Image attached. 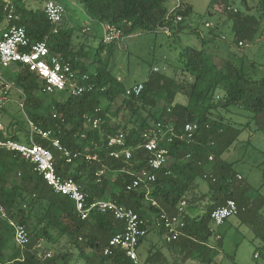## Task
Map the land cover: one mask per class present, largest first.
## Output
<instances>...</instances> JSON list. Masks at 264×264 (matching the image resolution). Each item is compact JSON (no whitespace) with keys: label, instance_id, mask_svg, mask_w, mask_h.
Instances as JSON below:
<instances>
[{"label":"trees","instance_id":"obj_1","mask_svg":"<svg viewBox=\"0 0 264 264\" xmlns=\"http://www.w3.org/2000/svg\"><path fill=\"white\" fill-rule=\"evenodd\" d=\"M168 1L78 0L91 18L100 23L120 25L125 36L137 29L155 30L163 25L173 28L172 18H166ZM242 1L248 5V0ZM2 3L3 0H0V25L4 20ZM13 3L20 16L16 23L26 28L33 42L45 41L52 54L61 55L71 62L73 68L88 73L90 81L96 85L92 91L67 94L60 100L56 98L60 93L43 91V82L37 72L30 70L27 64L16 63L14 82L24 94L23 108L27 116L41 127L53 130L67 147L87 150L98 154L101 159V162L77 159L67 163L62 154L53 149L56 171L60 175L73 177L91 198L112 199L151 220L153 215L162 211L176 213L181 200L196 187L195 179L207 174L209 193L205 210L187 213L184 233L168 244L180 258L169 260L157 250L147 255L146 263L182 264L188 259L200 260L198 264L211 263L213 259L208 255L211 247L208 243L213 233L211 213L229 198L238 203V216L242 221L251 224L255 234L264 241V216L260 214L264 207V194L242 177L239 179L233 163L224 159L223 155L233 147L241 129L220 113L221 109L240 106L249 116L241 125L251 126L253 122L258 130L264 132V74H260L255 61L245 64L226 58L218 64L205 47L187 45L180 51L179 59L184 64L182 72L188 73L191 81L187 78L186 81H179L176 77L154 70L143 81L142 93L127 97L123 82L105 66H98L95 74L89 72L81 59V49L75 51L72 48L69 23L61 25L57 33H52L51 24L41 8L27 7L20 0H13ZM214 3L222 4L223 0H213ZM229 7L227 5L225 9L234 18L238 44L253 39L257 17L241 14L238 9L233 12ZM260 10L263 17L264 0H260ZM192 11V5L183 0L176 9L177 14L183 16L177 24L183 26ZM104 45L101 40L98 50ZM180 92L186 96L185 102L177 100ZM121 95L123 100L115 106ZM122 110L132 117V124L140 123L139 126L128 127V123L120 122L118 116ZM141 110L146 111L154 122L161 120L172 124L178 133L186 122L198 124L193 139L175 137L173 142L166 144L171 171H160L150 192L144 189L128 191L125 188L132 178L126 169L136 171L146 166V152L141 146L140 134L151 124L146 117L141 118ZM86 115L100 117V126L87 129L84 122ZM82 131L86 133L84 138L79 135ZM119 131L127 133V145L134 149L129 161L109 154L113 147L108 146V137ZM11 137L20 140L15 130ZM37 141L51 147L48 140L37 138ZM210 154L214 156L213 160L209 159ZM100 168H105L106 173L97 181L95 172ZM207 168H210V173H206ZM0 202L9 217L25 224L31 235L30 243L25 248L19 247L14 241V229L9 220L0 216V264H59L60 260L67 264L71 256L68 252L48 257L46 263L42 260L37 243L43 237L49 242L66 238L79 250L85 264H134L121 248L113 249L108 255L104 253L111 237L123 229L122 221L111 212H95L82 219L70 197L55 192L32 162L19 152L4 147H0Z\"/></svg>","mask_w":264,"mask_h":264},{"label":"rangeland","instance_id":"obj_2","mask_svg":"<svg viewBox=\"0 0 264 264\" xmlns=\"http://www.w3.org/2000/svg\"><path fill=\"white\" fill-rule=\"evenodd\" d=\"M9 1L13 3V0ZM60 1L66 8V18L72 31V48L75 51L81 49V59L87 65L89 72L95 74L98 66H105L123 82L126 88L148 79L154 70L176 77L179 81H186V78L191 81L190 75L182 72L184 64L179 59L180 51L187 45L196 48L205 47L213 54L214 61L218 64L226 58L245 64L255 61L260 74H264V16L261 17L260 0H248L247 6L242 0H223L222 4H212L213 0H187L192 5L193 11L183 26L174 23L170 34L165 33L161 28L137 29L127 35L120 45L105 44L101 50H98L102 40L100 22L85 12L78 0ZM22 2L27 7L43 10L40 0H20V3ZM175 3L176 0H169L167 6L169 9L173 8ZM227 5L238 9L241 14L255 15L258 19L254 38L245 41L242 46L236 40L234 18L231 12L226 11ZM206 23H210V26ZM0 71L14 82L16 70L9 66L2 67ZM18 89L16 85V88L9 91L8 100L0 109V120L11 135L17 130L20 141L24 142L29 125L25 109L21 106L24 98ZM66 96L67 93H60L56 98L62 100ZM122 100L123 95L117 99L115 106H118ZM177 100L185 102L186 96L180 92ZM220 113L241 129V134L233 147L223 155L224 159L233 163L243 180L248 181L254 189L264 194V132L258 130L253 122L251 126L241 125L249 116L240 106L221 109ZM143 117L153 124L154 120L147 116L146 111L141 110V118ZM131 119L132 117L124 110L118 116V120L123 124L128 123V127L135 125L138 127L140 123L132 124ZM206 173H210V168H207ZM241 177L238 176L239 179ZM195 184L196 187L186 198L189 206L187 212L191 213L204 211L205 203L208 201V180L198 176ZM260 214L264 216V207ZM213 230L208 243L211 246L208 255L213 261L203 264H264V258H254V252L264 245V241L255 234L252 225L243 222L238 215L228 217L220 226H213ZM216 232L222 237L217 239ZM156 243L158 246L162 245L163 249L166 248L168 253L175 254V258L171 260L180 258L176 255L177 251H172L162 236ZM147 244L148 239L144 238L138 246V252L142 256L146 252ZM37 247L38 254L45 263L48 252H51L52 256L68 252L71 256L67 264H85L84 259L79 256V250L70 245L66 238L49 242L43 237L37 243ZM199 261L188 259L182 264H198ZM59 264H63V260H60Z\"/></svg>","mask_w":264,"mask_h":264},{"label":"built area","instance_id":"obj_3","mask_svg":"<svg viewBox=\"0 0 264 264\" xmlns=\"http://www.w3.org/2000/svg\"><path fill=\"white\" fill-rule=\"evenodd\" d=\"M40 1L42 2L43 11L51 24L52 33H57L67 17L64 4L60 0ZM182 1L176 0L173 8L169 9V13L166 16L167 19L172 18L174 23H178L183 19V16L176 12ZM2 8L4 20L2 25H0V69L2 67H11L18 62L27 64L30 70L38 73L43 82V91L45 93L65 92L69 95H79L96 88L95 83L90 81L88 73L80 72L78 69L73 68L71 62L65 60L61 55L52 54L45 41L33 42L31 40L26 28L16 23L20 16L16 12L14 3L9 0L4 1ZM229 9L237 11L233 7H229ZM171 14H175V17H171ZM101 25L104 44L116 43L120 45L124 41L126 36L120 25L110 22L101 23ZM206 25L210 26V23H206ZM157 28L163 29L167 34L171 33L169 25L158 26ZM239 45H243V42L240 41ZM13 88H16L15 82L5 77L0 71V109L8 100L7 95ZM143 88V82H137L126 88L125 96H139ZM20 92L23 94L21 90ZM23 103H21L22 107ZM100 120L98 116L86 115L84 118L85 126L87 129H96L100 126ZM27 121L29 130L26 133L24 142L12 138L7 128L0 121V147L15 150L22 157L32 162L37 172L55 192L66 195L74 201L75 211L82 219H87L95 212H111L115 218L123 222V229L113 235L109 244L105 247L104 253L106 255L111 254L115 248H121L134 264H148L141 259L138 252L141 238L146 237L152 229L157 230L167 244L178 240L182 236L186 226L185 218L188 206L186 198L181 200L176 213L169 214L166 211H162L153 215L151 220L144 219L132 207L112 199L91 198L89 193L73 177H64L56 171L53 149L59 151L67 163H73L77 159H84L88 162L94 160L101 162L99 155L92 154L87 150H73L64 145L61 139L54 134L53 130L41 127L28 116ZM197 130V122H186L182 131L178 133L172 124L161 120L155 121L148 128L142 130L140 134L142 138L141 146L146 152V166L136 171L126 169L127 173L132 177L125 184L126 190L144 189L150 192L152 184L157 180L158 173L160 171L170 173L171 171L169 148L166 147V144L173 142L175 137L191 140ZM79 135L84 138L86 133L82 131ZM37 138L48 140L51 147L44 146L37 141ZM126 138L127 133L124 131H119L117 134L108 137V146L113 147V150L109 153L111 156H122L126 161L132 158L134 149L127 145ZM209 159L213 160L214 156L210 154ZM105 173V168L98 169L95 172L97 181H100ZM209 175L215 180L211 174ZM238 176L241 177L240 175ZM205 177H207V174ZM153 204H156V202L153 201ZM239 212L240 207L236 200L227 199L211 213L212 230L213 226H220L228 217L238 215ZM0 216L8 219L12 225L16 245L25 248L31 240L27 226L10 218L7 209L1 202ZM215 237L218 239L222 235L216 232ZM263 255L264 245L256 249L254 258H262ZM46 256L51 257V252H48Z\"/></svg>","mask_w":264,"mask_h":264},{"label":"crops","instance_id":"obj_4","mask_svg":"<svg viewBox=\"0 0 264 264\" xmlns=\"http://www.w3.org/2000/svg\"><path fill=\"white\" fill-rule=\"evenodd\" d=\"M69 23V21H68V18H66L65 19V21H64V25H66V24H68ZM101 24V23H100ZM101 27H102V25H101ZM12 67V69H14V70H16V65H12L11 66ZM19 91H20V89H18ZM21 93V92H20ZM4 106V105H3ZM1 121V120H0ZM14 128H16V126H14ZM16 132H17V130H15ZM189 207V206H188ZM194 207V206H193ZM192 207L190 206V208L189 209H191ZM188 209V210H189ZM187 213H190V214H192L190 211H188ZM151 232H153L152 234H150ZM150 235L148 234L146 237H144V238H146V239H148V244H147V246H145V254L142 256V254L139 252V255H140V257H141V259L142 260H146V258H147V255L151 252V251H153V252H155V251H157V250H160L163 254H164V256H166L169 260H171V258H175V254H171L170 252L168 253V251H167V249L166 248H164L163 249V247H161L160 245L158 246V245H156L157 243L156 242H158V240H159V237L161 236L160 235V233L157 231V230H155V229H152L151 231H150ZM143 238V239H144ZM142 239V240H143ZM142 240H141V242H142ZM140 242V243H141ZM140 245V244H139ZM160 262L158 261V262H156L155 264H159Z\"/></svg>","mask_w":264,"mask_h":264}]
</instances>
